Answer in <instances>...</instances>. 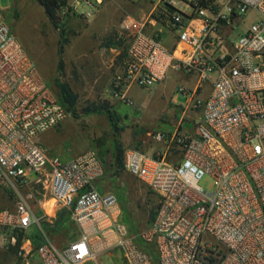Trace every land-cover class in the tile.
I'll return each instance as SVG.
<instances>
[{
	"label": "built area",
	"instance_id": "obj_1",
	"mask_svg": "<svg viewBox=\"0 0 264 264\" xmlns=\"http://www.w3.org/2000/svg\"><path fill=\"white\" fill-rule=\"evenodd\" d=\"M56 1L64 23L89 19L105 0ZM161 4L152 34L126 23L130 43L111 95L133 105L131 87L160 85L171 71L193 85L176 88L185 100L175 131L151 135L163 153L125 152L124 170L157 198L153 221L133 235L117 197L97 190L105 168L96 151L61 161L40 143L67 112L0 9V189L17 198L13 211L0 210V230L9 248L21 238L16 264H99L101 255L109 264H264V0ZM205 178L211 188L201 186ZM63 212L77 236L58 246L42 225L55 226ZM33 226L37 248L26 234Z\"/></svg>",
	"mask_w": 264,
	"mask_h": 264
},
{
	"label": "rangeland",
	"instance_id": "obj_2",
	"mask_svg": "<svg viewBox=\"0 0 264 264\" xmlns=\"http://www.w3.org/2000/svg\"><path fill=\"white\" fill-rule=\"evenodd\" d=\"M0 9L10 31L35 62L39 75L54 94L59 91L58 84L64 83L77 96L76 106L69 110L65 121L40 136L39 141L47 154L67 161L87 150L96 151L106 165L105 176L97 183V190L117 197L122 222L130 235L145 230L151 222L157 198L125 170L117 172L114 166L116 147H121L123 157L126 150L138 146L148 156L166 150L164 144L153 142L151 135L155 132L171 134L176 129L181 116L178 106L185 98L180 94L175 97L177 84L174 79L169 77L165 83L149 89L131 87L127 95L133 105L126 104L111 95L112 82L101 67L100 45L93 46L92 42L86 46L84 35L88 32V24L84 19L72 17L65 27L68 44L62 54L63 70L59 72L60 34L37 0H0ZM256 19L254 12L249 13L246 25ZM93 105L99 110L94 111ZM191 127V123L186 124V128ZM201 186L211 188L212 182L205 178ZM16 200L13 192L0 189V210L13 211ZM34 208L39 219L42 212L39 203H35ZM42 227L58 246L77 236L75 226L70 222L62 227ZM38 232L37 226H33L26 234L33 239ZM16 261V254L8 246L7 235L0 230V264H16ZM97 261L109 264L106 255L99 256Z\"/></svg>",
	"mask_w": 264,
	"mask_h": 264
},
{
	"label": "crops",
	"instance_id": "obj_3",
	"mask_svg": "<svg viewBox=\"0 0 264 264\" xmlns=\"http://www.w3.org/2000/svg\"><path fill=\"white\" fill-rule=\"evenodd\" d=\"M162 8L161 0H105L99 11L89 19L73 16L76 20L84 19L88 24V32L85 33V37L83 36L86 38V46L89 47L92 42L93 46L100 45L99 55L101 63H103L101 67L111 82L123 70V62L130 43V37L125 31L126 23L134 21L144 27L145 34L150 35L163 23L162 18L158 19V16L162 15ZM124 21L125 23H123ZM95 36L97 38L93 39ZM110 37L114 44L110 48H106L103 46L104 40ZM163 41L167 47H171L174 38L172 35L166 34ZM169 77L174 79L177 84L176 88L179 85L188 87L193 85L192 79L186 78L180 73L171 71L165 81H168ZM174 95L178 96L176 93Z\"/></svg>",
	"mask_w": 264,
	"mask_h": 264
},
{
	"label": "trees",
	"instance_id": "obj_4",
	"mask_svg": "<svg viewBox=\"0 0 264 264\" xmlns=\"http://www.w3.org/2000/svg\"><path fill=\"white\" fill-rule=\"evenodd\" d=\"M37 2L43 8L45 15L50 20V22L53 24L54 28L60 34L57 54L59 57L58 71L62 72V70H63L62 54H63L64 48L68 44V40L65 37V27H67L69 19H71V17H73V16H68L63 23L56 16V12H55V8L57 6L56 0H37ZM113 44H114L113 39L110 37V38H107L104 40L103 46L106 48H110L111 46H113ZM58 88H59V91L56 94V96L68 114L69 110L73 109L76 106L77 96L73 93V91L70 89V87L67 84H64V83L58 84ZM93 109H94V111L99 110L98 106H96V105H93ZM87 111H89V110H87ZM140 147L141 146H138V147H135L134 149H140ZM122 153H123V151H122L121 147L118 145L116 147V156H115V163H114V166H115L117 172H120V170L124 171V168H123L124 157H123ZM100 159H101L102 163L104 164L105 173H106L105 162L103 161V159L101 157H100ZM150 193L153 194L151 191H150ZM155 209L156 208H154L152 210V213H151V215H152L151 216V222L153 221V218L155 216ZM69 222L70 221H69L67 213L63 212V213H60L58 215L55 226H61L62 227L64 225L68 224ZM151 222H150V224H151ZM32 240H33L34 247L35 248L39 247V245L41 244L40 236L37 235ZM20 245H21V238L17 241L16 247L11 248V250L16 254ZM150 248L153 250L152 246H150Z\"/></svg>",
	"mask_w": 264,
	"mask_h": 264
}]
</instances>
